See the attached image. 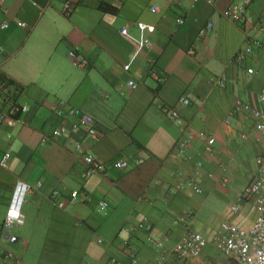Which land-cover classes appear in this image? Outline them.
I'll list each match as a JSON object with an SVG mask.
<instances>
[{"label": "crops", "instance_id": "crops-1", "mask_svg": "<svg viewBox=\"0 0 264 264\" xmlns=\"http://www.w3.org/2000/svg\"><path fill=\"white\" fill-rule=\"evenodd\" d=\"M34 1L7 0L0 11V75L22 87L14 98L27 106L0 123V151L12 153L0 165V248L13 251L18 264H113L133 254L154 264L160 250L146 232L126 230L147 218L158 238H168L166 264H238L213 238L225 221L249 228L258 216L254 201L240 195L264 166V132L249 112L234 107L240 99L264 108V35L258 31L264 0L253 1L243 26L223 15L236 0ZM67 1L74 7L70 16L63 13ZM253 38L261 44L237 61ZM73 49L87 65L75 64ZM223 74L226 86L218 82ZM183 96L189 104L179 103ZM61 102L92 115L97 136L73 132L76 117L59 115ZM166 105L180 110L184 126L165 113ZM202 131L215 138L213 145ZM183 137L188 144L181 150ZM85 151L129 165L87 177ZM19 181L31 191L23 221L7 227ZM74 190L85 197L72 202ZM189 231L208 243L199 256L180 258L173 247Z\"/></svg>", "mask_w": 264, "mask_h": 264}, {"label": "built area", "instance_id": "built-area-1", "mask_svg": "<svg viewBox=\"0 0 264 264\" xmlns=\"http://www.w3.org/2000/svg\"><path fill=\"white\" fill-rule=\"evenodd\" d=\"M7 0H0V11L2 6ZM34 4H37L36 1ZM213 0H209L212 2ZM254 0H236L224 9L223 15L232 20L233 22L243 26L250 20L249 10ZM153 11H156V7H152ZM74 11L73 5L67 1L63 7V13L66 16H70ZM178 23L182 24L185 22L183 17L177 19ZM19 26L27 27V24L23 21L18 22ZM139 26L143 30L149 32L154 31L155 26L144 22H140ZM212 26L211 23L207 25L202 32L207 30ZM125 31V29H123ZM258 31L264 35V18L258 24ZM261 42L257 38L251 39V42L243 49L239 50L236 54V60L242 62L243 59L253 51V45H260ZM77 49L70 51V55L75 59L76 65H87L85 58H78L76 54ZM249 72H253L252 68L248 69ZM227 75L223 74L219 78L218 82L221 86H226ZM127 84L136 88L137 83L133 80L127 82ZM18 89L14 84L8 81H2L0 83V107L4 108L0 116V123L3 121L5 116L15 117L27 110V106L23 105L15 100V91ZM260 101L264 102V93L260 95ZM181 105H187L190 103V99L183 96L179 99ZM63 102L57 108V112L61 116L71 115L76 117L71 130L77 132L84 130L88 135L97 136L98 127L95 118L81 111L78 108L71 107L66 110L64 108ZM165 113L178 125L184 126L185 121L181 116V112L178 108L172 106H164ZM247 111L249 112L254 121L255 126L259 131L264 132V108L256 106L250 102H245L243 100H238L234 111ZM61 129H55V135H61ZM200 135L208 142L213 145L215 142L214 137L208 136L205 132H200ZM181 150H184L188 144V138L183 137L178 141ZM77 149L84 151V146L81 142L77 143ZM12 153L9 150L0 151V165L6 166L10 160ZM84 161L86 164L84 175L91 176L94 174H105L108 172L110 167L124 169L129 165V162L125 159H119L112 164H108L93 153L85 151ZM142 162L143 160H139ZM259 163L263 160L259 159ZM40 184V183H39ZM186 185L192 187L197 192H202V188L194 182H187ZM181 186H184L181 185ZM31 191V186L28 183L19 181L15 187L11 202L9 204L7 215L5 219V224L7 227H11L14 224H19L23 221V205L26 200V195ZM85 197L84 193L80 190H74L71 194V201L77 202ZM250 199L253 200L258 211V216L254 223L249 228H244L236 223L225 221L221 226L220 232L213 238L214 243L217 248L224 252L226 255L232 257L238 264H264V166L260 167L258 176L254 179L252 183L247 185L240 195V200ZM102 208H107L109 202L103 200L100 202ZM240 208L239 203L232 205L233 211H238ZM191 212L184 215L182 220H186ZM126 230L129 232H134L137 230H143L147 234L148 241L155 244V246L160 250V256L154 264H166L167 262V251L165 247V241L168 239L166 236L163 238H158L155 232V227L147 218L141 221L128 225ZM208 238L200 232L189 231L182 239H180L173 247V252L180 258L197 257L201 254L203 248L207 245ZM0 258L6 261V264H18L19 257L11 250H4L0 248ZM113 264H144L139 256L133 254L126 261H119L116 258L111 259Z\"/></svg>", "mask_w": 264, "mask_h": 264}, {"label": "trees", "instance_id": "trees-1", "mask_svg": "<svg viewBox=\"0 0 264 264\" xmlns=\"http://www.w3.org/2000/svg\"><path fill=\"white\" fill-rule=\"evenodd\" d=\"M0 81H8L9 83L14 84L18 89H22V87L18 83H16L13 79H10L5 75H0Z\"/></svg>", "mask_w": 264, "mask_h": 264}]
</instances>
